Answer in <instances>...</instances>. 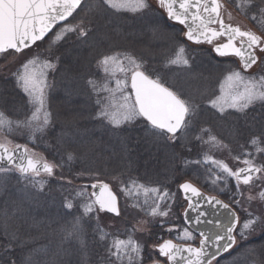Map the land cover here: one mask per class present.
Masks as SVG:
<instances>
[{
	"label": "snow or ice",
	"instance_id": "1",
	"mask_svg": "<svg viewBox=\"0 0 264 264\" xmlns=\"http://www.w3.org/2000/svg\"><path fill=\"white\" fill-rule=\"evenodd\" d=\"M157 6L183 27L172 37L178 48L175 57H166L160 68H152L143 57L116 49L124 28L120 14H135L133 19L146 21L155 34L162 31L159 20L150 15ZM233 12L259 31L233 24ZM181 35L186 41L180 40ZM73 37L91 50L80 61L79 78L83 92L95 96L98 110L93 119L119 144L120 150L109 157L95 152V142L76 143L63 130L57 134L59 116L46 107L54 87L49 73L57 72L61 56L67 54L62 50ZM186 42L210 45L218 57L235 58V67L213 66L208 76L196 77L202 83L193 91L188 86L193 58ZM34 46L43 51L27 58L26 50ZM21 54L26 62L11 73V92L0 88V193L13 182L23 193L17 200L0 203V264H219L218 257L236 246L237 236L247 240L264 229V0H155V4L153 0H0V58L6 65ZM93 62L102 77L91 71ZM135 128L141 129L145 142L166 150L167 170L173 175L181 165H205L204 182L217 195L205 194L190 180L179 183L178 191L188 202L184 219L190 221L189 213L195 210L197 225L213 224L203 210L207 204L227 210V224L215 222L216 231L196 233L187 225L172 223L174 205L182 206L176 194L156 175H130L135 162L129 141ZM17 134L34 146L51 136L53 143L46 147L59 158L37 157L35 147L8 139ZM193 148L207 151L198 152L202 159L197 160L180 154ZM213 150L236 153L233 159L240 166L230 167L214 158L209 154ZM85 158L88 163L74 172ZM65 171L74 175L67 178ZM102 176L119 180L123 203ZM49 177L62 182L59 189H53ZM84 177L95 182L77 186L75 181ZM54 191L72 220L60 225L56 250L49 253L33 246L35 238L22 225L39 224L31 215L32 205ZM219 194L228 195L229 202ZM102 212L123 222L143 215L153 223L169 224L167 232L175 233L177 240L195 242L198 235V246L163 237L149 246L136 235L145 229L135 225L109 232L99 223ZM137 223L148 221L137 219ZM41 254L50 258L42 261Z\"/></svg>",
	"mask_w": 264,
	"mask_h": 264
},
{
	"label": "trees",
	"instance_id": "2",
	"mask_svg": "<svg viewBox=\"0 0 264 264\" xmlns=\"http://www.w3.org/2000/svg\"><path fill=\"white\" fill-rule=\"evenodd\" d=\"M132 20V18H130ZM165 25H167L165 19H160ZM170 28V26H168ZM67 46L65 47V49ZM84 49V51H82ZM66 49V53H67ZM65 51V50H62ZM90 49L86 46H80L77 50L71 52L73 54V59L76 60L74 62L73 69L70 70L68 73L70 76L78 80L79 78V67L80 61L89 56ZM69 55H63V65H67ZM77 57V58H76ZM92 65V64H91ZM90 65V68H91ZM63 67V66H62ZM66 69H70L69 67H65ZM64 70V71H65ZM64 75H61L59 81L63 85ZM12 78H0V88H4L5 90L11 92L12 85H13ZM18 91V89H17ZM81 100L78 102L69 101L66 99H62L61 96H58V93H54L51 97V110L58 114L59 120L56 123L55 131L59 134L61 130L66 132V134L71 137V139L76 143H84V144H91L94 143L95 152L109 157L112 155L113 150L119 151V144L117 141L112 139L108 134L105 133L103 129H101L98 125V122L93 119L94 113V104L88 103V105L84 106ZM75 104H79L80 106H74ZM83 104V105H82ZM80 107V108H79ZM85 108V109H84ZM72 113V116L67 118L65 115L68 113ZM23 118L22 116L20 117ZM132 139L129 141V148L131 150V159L135 162L133 165V170L131 171L130 175L133 176L134 174H140L142 176L145 172L150 174L156 175L159 180H161L164 185H166L170 192H174L177 189L178 184L181 183L182 180L189 178L190 173L184 172V167L178 166L177 171L173 175L171 172L167 170L168 163L166 159V150L157 145H153L151 143L145 142L142 137V132L140 128H135L131 131ZM20 143H27L30 148H34L38 152H41L43 156L48 159L52 160L54 155L56 158H59V155L54 153L51 148H47L46 144H52L53 140L52 137L49 136L46 138V143L37 142L34 146L33 143L26 140L23 136L19 140ZM196 151L194 148L191 152H187L184 150L180 151V154L189 159L194 160ZM197 160V159H195ZM88 160L85 158L83 163H78L75 171H78L84 164H87ZM108 167H112L111 162H109ZM72 174H69L65 171V176L67 178H71ZM138 172V173H137ZM137 176V177H139ZM111 176H102V178L108 179ZM169 177H171L169 179ZM123 179L127 178V174L124 177H120ZM49 184L52 185L53 189H59L61 186V181H59L55 177L47 178ZM89 179L87 177L77 179L75 181L76 185L87 183ZM232 185V183H231ZM20 186L15 185L13 182V186H11L7 192L0 193V203L10 200H17L23 196V193L19 190ZM214 193V192H213ZM227 202H229L230 197L226 194H220ZM56 197V199H53ZM179 209L181 207H175V212L177 215H173L174 217L177 216L179 222H173L174 224L183 225L182 218L179 215ZM73 214L75 213V209L71 210ZM239 211V210H238ZM69 210L63 209L60 207V197L58 192L54 191L47 197V199H41L39 204H33L31 215L39 221V224L36 226L32 225H22V227H27L31 231L32 236L35 238L33 241V246L37 249L45 248L48 250L49 253L55 252L56 246L59 242V236L57 234L60 225L66 224L72 220V215H67ZM63 217V219H61ZM173 219V217H172ZM54 220H58L59 223H53ZM169 224L162 226L161 224L155 226L153 228V232L150 235H147L146 242L148 245H151L154 241H156L159 237H163L164 239L168 237L174 238L173 234L167 233L166 229ZM248 248L256 249L255 253H250ZM50 256H44L41 254L38 259L42 261H46L49 259ZM264 259V234L256 237H252L241 244L230 254L220 258L219 264H253V261L256 264H260V261ZM217 264V262H216Z\"/></svg>",
	"mask_w": 264,
	"mask_h": 264
},
{
	"label": "rangeland",
	"instance_id": "3",
	"mask_svg": "<svg viewBox=\"0 0 264 264\" xmlns=\"http://www.w3.org/2000/svg\"><path fill=\"white\" fill-rule=\"evenodd\" d=\"M153 3L155 4V0H153ZM229 9H230L229 11H232L231 8H229ZM159 10L162 11V14L165 17V13L163 12L162 9H158V6H157V10L150 13V15L154 16L158 20H159V18L162 20L163 16L159 12ZM134 15L135 14H133V13H122V14H120V17H121L120 22L124 25V28H123V36L119 39V41H118L119 47L116 50L117 51H129L132 54L136 55L137 57H143V59L146 63V66L152 67V68H160L166 57H173L174 58L175 55L178 53L177 42L174 41L172 39V37L176 33L180 32V30L177 28L175 29L173 26H172V28H169L167 25H165L162 21L159 20L160 27H161L162 31L153 34L151 29L146 26L147 22L145 21L144 23H141L140 20L133 19ZM233 16H234V18L237 19V21H240V23L246 22L249 25V27H253L251 25V23L248 20H246L244 17L237 16L234 12H233ZM130 18H132V20H130ZM180 40L186 41V39L182 35L180 37ZM66 46H67L66 49H68L66 56L69 55L67 65H63L64 63H61L56 73H51V72L49 73V81L54 83V87L48 92L46 107H48L51 110V97H52L53 92H54V93H58V96H61L62 99H66V100L74 101V102L75 101L78 102L81 100L82 102H84L83 103L84 106H86V105H88V103L92 102V104H94L93 105L94 110H98V106L95 105V96H92L91 98H89L83 92V90H82L83 81L80 78H78V80H75L76 76H75V78H73L72 74H71V76L68 74L70 72V70L73 69L72 67L75 64L74 62H76V60L73 59V54L71 52L74 50V48H75V50H77V48H80L79 42L75 39V37H73V39L70 40L65 45V47ZM185 47L187 49L188 54H190L191 57L193 58V75L189 79V82H188V86L190 88H192L193 91L196 88L200 87L201 83H202V81L200 79H197L196 77L199 76L200 74H202L203 76H208L209 73L213 70V66L227 67L231 64L233 67H235V64H233V60H231V61H227V60L221 61V60H217V59L214 60L213 59L214 57L212 56V54H210L206 50V48L209 49V47L204 46L206 48L202 49V48H200L201 46L197 47L196 45H194L190 42H186ZM66 49H64V50L66 51ZM34 51H41L42 52L43 48L37 49L34 46L33 50H26L27 58H30L33 55ZM82 51H84V49H82ZM202 51H204V52L201 53ZM62 58H63V56H61V61H63ZM21 61L26 62V57L23 54L10 58L6 65H5L3 58H0V78H5V79L12 78V80H13L14 77L12 76L11 73L14 72L17 67L20 66ZM65 67H69L70 69L65 70ZM90 69L93 73H96V78L103 76L102 72H97L94 62L92 63ZM64 74H65V77L62 81L63 82V85H62V83H60L59 79H60L61 75H64ZM112 86L113 87L115 86L114 83ZM77 105L81 107V105H79V104H75L74 106H77ZM65 116L67 118H69L72 116V113L69 112ZM222 135H224L226 137L227 133L224 132V133H222ZM21 137H22L21 135L17 134L15 136H9L8 139L13 140L14 143H20L19 140L21 139ZM225 143H227V139H225ZM20 144H22V143H20ZM29 149H32V148L29 147ZM194 150L196 151L194 160L195 159H202V156L197 154L198 152L207 151L206 148H204V149L194 148ZM35 154L37 157L43 156V154L41 152H38L36 150H35ZM209 154L212 155L216 159H223L225 161V163L229 164L230 167L235 168L237 166H240L238 164V162H236L233 159V156L236 153H232L230 155L228 153V151H226V150L225 151L213 150ZM184 172L190 173L189 174L190 176H188L189 178H187L186 180H190L193 183L197 184L198 186L201 187V189L203 191H205L207 193L217 195L216 192L210 191V186L205 184V182H204L203 177L205 174V165L193 164V165L189 166L188 168H185ZM139 175H140L139 173L134 174L132 177L138 178L137 176H139ZM196 177H200V179L197 180ZM101 179H103L105 183L110 184L112 189L118 195L121 203H123L124 197H123V194L120 193V191H119V180L113 179V177H110L108 179L101 177ZM120 179H123V178H120ZM182 181H185V179ZM182 181H181V183H182ZM94 182H95V180L89 179V181L87 183H83V184H91ZM231 183H233V182L232 181L229 182L230 186H231ZM80 185H82V184H79L78 186H80ZM88 191L92 192V189L89 188ZM173 193L176 194L177 202L182 205L181 209H179V215H183V212H184L185 207H186V203L183 199V195L180 191H178V187L176 190H174ZM246 195H247V193H246ZM175 207L176 206L174 205V210H175ZM259 212H260V209H259V207H257V214H259ZM174 214L177 215V213L175 211H174ZM173 215L170 217L172 223L173 222L178 223L179 222L178 217L177 216L174 217ZM172 217H173V219H172ZM137 219L147 220L148 223L145 225L138 224ZM137 219H133L131 216H129L127 218V221L123 222V221H121V219L119 217H114L113 215H110L108 213L102 212L99 214L100 225L105 227L106 230L109 232H115L117 229L122 230L125 227L131 228L133 225H135L137 228L145 229L144 231L137 232L136 235L138 238H142V240L146 242L147 235H150L151 232H153V228L155 226L159 225L160 223H153L150 218L145 217L143 215L139 216ZM92 223L94 225L96 222L92 221ZM177 225H180V224H177ZM169 226H171V225H169ZM166 231H167V229H166ZM169 234H173L174 238L176 237L175 233H169ZM262 234H264V229H258L255 233H253L251 236H249L248 239H251L252 237L260 236ZM121 238H123V237H121ZM175 240H177V239L175 238ZM198 241H199V239L197 237V240L195 242H192V241H187V242L197 244ZM244 241H246V240H241L240 237L237 236V245H240L241 242H244ZM184 242H186V241H184ZM149 246H151V245H149Z\"/></svg>",
	"mask_w": 264,
	"mask_h": 264
},
{
	"label": "water",
	"instance_id": "4",
	"mask_svg": "<svg viewBox=\"0 0 264 264\" xmlns=\"http://www.w3.org/2000/svg\"><path fill=\"white\" fill-rule=\"evenodd\" d=\"M113 190V189H112ZM202 191V190H201ZM114 192V191H113ZM204 192V191H202ZM115 193V192H114ZM205 193V192H204ZM208 194V193H205ZM211 195V194H208ZM220 198V197H219ZM221 199V198H220ZM222 200V199H221ZM201 204H204L203 201H200ZM203 210L205 212H207L208 215V219L214 221L213 224H208V223H201L199 225H197L195 223V219H196V211L195 210H191L190 211V216H191V220H185L186 223L188 224V226L190 227V229H195L196 233H198L199 231H207V232H211V231H216V227H215V222H219L221 224H227L228 220H229V213L227 210L223 209V208H218L216 206H209L207 204H204ZM213 250V249H210ZM232 250V249H231ZM230 250V251H231ZM226 253H222L218 259L220 257H222L223 255H225ZM215 262V261H214Z\"/></svg>",
	"mask_w": 264,
	"mask_h": 264
},
{
	"label": "flooded vegetation",
	"instance_id": "5",
	"mask_svg": "<svg viewBox=\"0 0 264 264\" xmlns=\"http://www.w3.org/2000/svg\"><path fill=\"white\" fill-rule=\"evenodd\" d=\"M226 22H228L227 21V18H226ZM233 24H236V23H240V21H237V19L236 18H234V20L233 21H231ZM240 24H243V25H246V24H244V23H240ZM173 25H175L177 28H179L180 30H181V28L183 27V26H180V25H178V24H176V23H173ZM247 26V25H246ZM247 27H249V26H247ZM250 28V27H249ZM185 38V37H184ZM186 39V38H185ZM211 47V46H210ZM202 48H204V47H202Z\"/></svg>",
	"mask_w": 264,
	"mask_h": 264
}]
</instances>
